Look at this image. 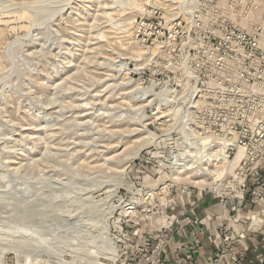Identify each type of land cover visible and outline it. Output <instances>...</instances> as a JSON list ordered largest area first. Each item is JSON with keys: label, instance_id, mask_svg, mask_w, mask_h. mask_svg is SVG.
Segmentation results:
<instances>
[{"label": "rangeland", "instance_id": "obj_1", "mask_svg": "<svg viewBox=\"0 0 264 264\" xmlns=\"http://www.w3.org/2000/svg\"><path fill=\"white\" fill-rule=\"evenodd\" d=\"M0 37V264H64L109 240L131 263L187 193L224 191L264 156L256 133L224 134L240 153L209 146L223 134L195 128L217 106L194 105L210 75L228 90L214 70L264 71V0H0ZM222 154L232 168L210 172Z\"/></svg>", "mask_w": 264, "mask_h": 264}, {"label": "built area", "instance_id": "obj_2", "mask_svg": "<svg viewBox=\"0 0 264 264\" xmlns=\"http://www.w3.org/2000/svg\"><path fill=\"white\" fill-rule=\"evenodd\" d=\"M238 40H239V44L243 42L242 38H238ZM226 41L227 39L224 42ZM229 44L231 48L234 47L233 44L230 42V40H229ZM239 49L241 53L244 52L242 50L243 48H239ZM255 66L256 65L254 64V67ZM252 70L254 71V74H250L249 69L246 71L245 68L243 69V66L241 65L235 66L233 70L234 73L232 74H230L231 70L225 71V73H222L221 71L216 72V70H214L215 74H213V77L215 75H218L220 78L230 79L229 84L225 85L226 87H228V90H226V88L223 87L224 85L221 87H217L218 85H216V83L213 81L211 75L207 78L208 80L207 89L203 91L202 95L198 94L196 95V97H194V100L199 101L197 102V104L194 103V105H199L201 102L203 103L209 100L208 105L212 104L214 106H217V109L215 110V112L200 111L199 113L200 114L203 113L204 116L203 115L202 116L204 118L201 120V122H198L199 127L196 125L197 128L195 129L199 130L200 132L223 134L224 137L220 139L221 142H223L226 139H231L228 138L226 135H224V134H230V132L256 133L259 135H264V75L262 74V72L264 71L260 73L256 71V69L254 68H252ZM245 72L247 76V81H249V78H252V80H258L263 83L260 84V86H258L256 83L251 88H248L247 81H244L245 76L242 75ZM236 79L243 80L244 82L240 85H235V84L231 85L232 83H234ZM224 82H226V80H223V83ZM201 109L204 110V108ZM235 142L236 143H234V146L236 147V149L238 146L242 147L243 149L246 146L245 138L243 137H239V139L236 138ZM208 143L209 144L212 143V145H209L211 147L213 145H219V143H214V142H208ZM255 145L263 149L264 138L261 139V141H257ZM245 161L247 160H244V163ZM244 165L245 164L240 165L239 168V172L241 174L242 171H244L243 184L239 186L241 192V198H239L235 190L231 188L230 178H229L230 179L229 182H227V184L229 183V185L225 184L224 186V191L222 190V187L217 189V187H219L220 185H217L215 187L213 186L215 181L213 182V185L211 187L209 186L208 188H206L208 189L207 193L216 196V198L219 201V204L222 207H225L227 205L229 199L236 200L239 205L249 203L254 206L264 207V182H262L260 178H257L255 180L253 187L248 192L250 193V195L247 198V200L244 198L245 179L247 172L249 171V169L245 168ZM202 174H204V176L208 175V173H203V172ZM217 183L220 182L217 181ZM226 189L233 191L236 194V196L234 195L231 198L223 197V195H225L227 192ZM204 193H206V191H204ZM227 221L229 222V220ZM196 223H197L196 218H191L187 215H184L176 219V222L173 226L164 228L162 230V233L159 236V240L154 248L151 247V248L139 249L138 251L133 253L134 260H129L131 261V263H127V264H194V258L192 255L188 256V258L185 260L176 259L170 262L165 257V250L167 246L173 241L174 236L179 234L184 226L190 224H196ZM218 233L221 239V246L220 249L214 254L215 261L221 256L235 257L234 256L235 241L232 240L231 238L230 228L228 227V225H223L222 227H220ZM195 248H197V244H193L189 247L190 250H193ZM122 264H126V262H123Z\"/></svg>", "mask_w": 264, "mask_h": 264}, {"label": "crops", "instance_id": "obj_3", "mask_svg": "<svg viewBox=\"0 0 264 264\" xmlns=\"http://www.w3.org/2000/svg\"><path fill=\"white\" fill-rule=\"evenodd\" d=\"M257 178L264 182V156L256 171L246 176L244 193L251 190ZM181 201L180 208L172 215L174 221L160 229L173 226L176 219L184 215L196 218L197 223L184 226L174 236L165 250L168 261L185 260L192 255L194 264H264V207L239 205L234 199L222 207L216 196L201 190L187 193ZM223 225H228L235 241V257L221 256L215 261L214 254L221 246L218 230ZM156 237L151 241H156ZM145 241L138 245L147 247L149 243ZM193 244H197V248L190 250Z\"/></svg>", "mask_w": 264, "mask_h": 264}, {"label": "bare ground", "instance_id": "obj_4", "mask_svg": "<svg viewBox=\"0 0 264 264\" xmlns=\"http://www.w3.org/2000/svg\"><path fill=\"white\" fill-rule=\"evenodd\" d=\"M201 142L204 143V139H202ZM208 142H212V139L209 140ZM236 142H235V139L231 138V139H226V140H224L223 142H220V143L217 142V143H219V145H214V146H219L221 148L222 147L226 148V147H229V146L233 145ZM215 148H217V149H214L216 151H212V153L219 154L218 153V151H219L218 147H215ZM241 149H243V148L238 146L236 151H239V153H240ZM219 157L220 158H217L215 170L213 169L214 171H210V172H214L215 174L216 173H218V174L226 173L228 171V169L232 168V162L228 160V156L226 154L225 155L222 154V156H219ZM235 160L238 161V158L236 157ZM239 168H240V165L238 164L237 165V169L233 171L234 172L233 185L231 187V188H235L236 189L235 192L237 193V196L239 194H241L240 191H239L240 193L237 192L238 191L237 187H238V185H242L243 184V180H244V171H242V174H241L240 172L237 171V170H239ZM189 170H190V166L188 165L186 167V169H184V174H185L184 178L185 177L186 178H193L191 176V174H187V172H189ZM220 170H222V171L220 172ZM181 172H183V171H176V177L175 178H179V177H180V179L183 178V177H181ZM196 178H201V177H194V179H196ZM200 181H202V180H200ZM122 204H123L122 200L119 199L118 205H122ZM103 221H105V220H103ZM88 233H89V231H88ZM109 243H110L109 246H107L105 250L104 249H99L97 252L90 251L88 249V245L82 247L83 249H81L80 252H75V250H73L74 248L73 249H69L68 248V250L63 254L62 261L64 262V264H90V263H95V264H114L115 263V257L114 256H110L109 257V256L105 255L106 253H108L109 251H111L113 249L114 242H112V240H109ZM71 254H74V255H72V258H71L70 261H67L66 258L71 256Z\"/></svg>", "mask_w": 264, "mask_h": 264}]
</instances>
